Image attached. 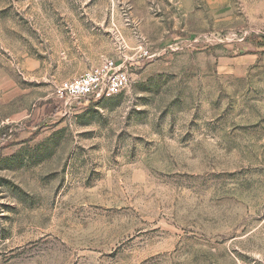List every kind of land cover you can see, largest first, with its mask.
Here are the masks:
<instances>
[{"label":"rangeland","instance_id":"rangeland-1","mask_svg":"<svg viewBox=\"0 0 264 264\" xmlns=\"http://www.w3.org/2000/svg\"><path fill=\"white\" fill-rule=\"evenodd\" d=\"M228 3L0 0V264H264V0Z\"/></svg>","mask_w":264,"mask_h":264},{"label":"built area","instance_id":"built-area-1","mask_svg":"<svg viewBox=\"0 0 264 264\" xmlns=\"http://www.w3.org/2000/svg\"><path fill=\"white\" fill-rule=\"evenodd\" d=\"M143 57H153L154 54L143 50ZM127 58L121 60L106 59L99 65L79 74L73 79L63 80L55 87L57 98L75 100H101L119 94L128 84ZM6 122L0 117V131Z\"/></svg>","mask_w":264,"mask_h":264},{"label":"crops","instance_id":"crops-1","mask_svg":"<svg viewBox=\"0 0 264 264\" xmlns=\"http://www.w3.org/2000/svg\"><path fill=\"white\" fill-rule=\"evenodd\" d=\"M180 6L187 14L193 10L196 5V0H178ZM203 5L208 8L210 12L224 13L229 8L228 0H201Z\"/></svg>","mask_w":264,"mask_h":264}]
</instances>
